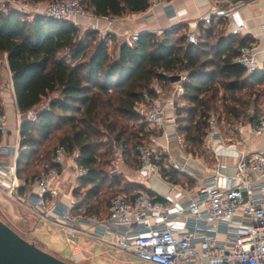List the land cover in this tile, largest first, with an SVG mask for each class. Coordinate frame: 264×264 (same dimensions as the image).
<instances>
[{"label": "trees", "instance_id": "obj_1", "mask_svg": "<svg viewBox=\"0 0 264 264\" xmlns=\"http://www.w3.org/2000/svg\"><path fill=\"white\" fill-rule=\"evenodd\" d=\"M81 4L93 16L113 18L144 11L150 2L81 0ZM222 25V19L217 23L211 20L208 26L199 22L196 44L187 41L182 24L158 33L140 32L133 43H121L115 54L109 52L105 40L96 38V30L79 35V28L66 21L0 10V55L7 56L19 110L25 112L49 98L47 108L20 123L16 176L26 185L33 183L40 172L36 171L39 156L48 157L51 149L40 151V147L49 140L48 145L55 142L54 150L63 146L67 153L78 151L77 164L85 170L77 178L84 194L74 213L103 217L112 198L131 199L139 193L137 189L158 197L116 170L108 172L113 150L111 143L102 141L106 135L100 127L122 149V160L136 168L137 147L155 133L136 107L158 98L154 82L165 81V93L172 85L170 77L181 73L183 94L175 106V116L178 133L187 141L191 155L206 156L203 141L211 112L221 108L227 123L238 121L252 98V114L247 120L256 125L258 101L264 93V62L260 69L246 74L235 60L245 40L237 34H224ZM53 93L57 94L49 97ZM179 173L162 170L163 177L170 176L169 181L182 185L186 181L178 179ZM182 176L188 179L186 174Z\"/></svg>", "mask_w": 264, "mask_h": 264}, {"label": "built area", "instance_id": "obj_2", "mask_svg": "<svg viewBox=\"0 0 264 264\" xmlns=\"http://www.w3.org/2000/svg\"><path fill=\"white\" fill-rule=\"evenodd\" d=\"M158 1L149 0L150 5ZM0 5L9 10L66 21L79 29L96 30L89 22L85 26L80 24V18L88 15L81 0H0ZM229 15L230 10L216 9L201 20L210 23L213 16L224 19ZM239 28L242 30L245 27L240 24ZM98 31L103 40L110 42L112 21L109 19L107 27ZM137 38V32L124 34L123 43L131 44ZM187 41L196 44L194 32H187ZM235 60L246 74H252L259 68L258 53L251 45L242 46ZM163 75L167 76L165 72ZM183 81L184 73H181L180 80L172 82L167 97L161 102L159 98L164 94L165 81L154 82L152 88L158 98L136 107L150 129H162L165 139H174L179 148H184V138L178 133L176 116H167L165 108H175L176 99L183 94ZM12 87V73L8 70V77L0 81V92ZM43 109L45 106L40 110ZM21 116L19 111L18 127ZM217 120L215 114L208 118L210 132L206 144L209 148L220 138ZM255 132L257 135L264 132V116ZM3 142L13 162L5 163L0 159V193L28 205L34 213L58 222L69 235L81 230L82 225L87 226L98 233L102 242L149 264H264V151L240 152L232 174H222L218 169L205 178L196 191H176L175 199L161 194L150 196L144 192L131 199L116 196L111 199L107 214L101 217L74 213L73 208L79 203L76 196L70 197L68 205L49 201L50 197L58 195V189L53 184L61 177L67 158L63 146L54 150L50 164H44L45 169H41L34 178L36 191L20 195L19 188L26 182L16 176L15 162L21 142L19 128L11 137L6 114L0 112V146ZM114 147L115 159L111 161V168L116 170L117 163L122 160V149ZM77 157L78 151H75L69 160L76 176H81L85 170L77 164ZM135 159L141 174L160 175L158 162L161 155L157 151L156 133L137 147ZM170 166L180 168L174 162ZM180 199H184L183 202H174ZM179 220L182 226L176 228Z\"/></svg>", "mask_w": 264, "mask_h": 264}, {"label": "crops", "instance_id": "obj_3", "mask_svg": "<svg viewBox=\"0 0 264 264\" xmlns=\"http://www.w3.org/2000/svg\"><path fill=\"white\" fill-rule=\"evenodd\" d=\"M216 9L230 10V15L222 19L223 25L220 29L224 34H237L244 38L245 41L241 47L244 45L253 46L258 53L260 69L264 62V0H239L235 3H231L228 0H159L158 3L149 5L146 10L141 12L125 13L113 18L97 17L88 12V15L81 17L79 21L84 26L89 22L96 30H103L107 27L110 19L114 37L110 43H113L115 47L114 53L117 54L120 44L123 43V36L127 33L144 31L158 33L182 24L187 32H194L196 35L198 34L197 25L199 22H202L204 26L209 25V23L201 21L202 17L206 14H211ZM211 20L213 23H217L219 18L213 16ZM240 24H243L245 28L241 30L239 28ZM83 30L81 28V31ZM2 56L3 59L0 58V60L2 59L0 81L8 77V70H10L6 54ZM167 95L168 92H165L159 98V101L161 102ZM180 97L176 99V104H179ZM0 100L2 112L6 114L8 129L12 137L19 128L15 115V110L19 108L13 87L0 92ZM175 108L166 107V115L175 116ZM263 116L264 113L259 116V119ZM257 124L244 123L239 127L237 133L235 132V135L231 134L228 137L216 139L208 152L206 151L211 164L200 158H205L203 156L192 157L191 153L179 148L174 139L167 141L162 129L155 130L157 151L164 160V162L159 161L160 173L162 170L171 171L175 174L182 172L191 178L189 184L186 182L182 185L173 183L174 181H169L168 179L171 178L170 176L163 177L162 174L159 176L141 174L138 172L137 167H131L123 160L117 163L116 171L130 182L141 184L156 194L175 199L178 193L176 191L181 189L196 191L199 184L205 178L215 174L218 169L222 174H232L240 152L264 151V132L260 135L256 134L255 128ZM0 159L5 163L13 162L7 152L5 142L0 146ZM173 162L181 167L179 169L166 167H170ZM62 169L61 177L53 184L58 189V195L53 198L50 197L49 201L68 205L70 197L75 196L73 187L77 182L78 176H76V171L67 158ZM35 191L34 183L26 185L22 191L19 189L20 195H27ZM136 191H140V189ZM183 200L180 199L174 202L179 204ZM179 221H177L176 228L182 226L181 220ZM24 222H27L28 226H30L27 231L29 235L27 240L34 241L43 250L71 264H149L139 260L130 253L118 251L102 242L98 237V233L93 232L87 226L82 225L81 230H76L69 235L64 231L61 224L50 218H44L38 213L28 215ZM77 255L79 258L76 259Z\"/></svg>", "mask_w": 264, "mask_h": 264}, {"label": "rangeland", "instance_id": "obj_4", "mask_svg": "<svg viewBox=\"0 0 264 264\" xmlns=\"http://www.w3.org/2000/svg\"><path fill=\"white\" fill-rule=\"evenodd\" d=\"M8 7V6H7ZM0 10L1 11H7L9 9H5L3 8L1 5H0ZM28 14L32 15L33 13L32 12H28ZM87 30H93V29H87ZM95 31V30H94ZM97 31V34H96V38L98 40H102V37L100 36V33L98 30ZM83 32H85V30L81 31V29H79V35H83ZM112 41V40H111ZM107 46H108V50L109 52L111 53H114L115 52V47L113 45V43L111 42H107ZM66 52V51H64ZM3 56L0 55V58H2ZM3 59V58H2ZM2 59L0 60V65H2L1 61ZM169 92V91H167ZM57 93H53L51 94L49 97H52V96H55ZM49 98H45L42 100V102L36 106L35 108H32V109H29V110H26L25 112H21L19 109V111L22 113V116H21V121L22 120H27V119H32L35 117L36 113L38 111H40V109L45 106V108H47V102H48ZM249 102L247 104V111L246 112H243L241 115H240V120L236 121H230V122H226L224 117V113H221V108L219 109V111L217 112H211L212 114H215L218 116V120H217V131H218V134H219V137H228L230 136L231 134L235 135L237 133V130L239 129V127L244 124V123H248V116H250L252 114V98L248 99ZM181 103V99L179 100V104ZM259 105H260V112H259V115L263 114L264 113V93H262V96L259 98V101H258ZM18 110H15V115H16V118H17V113L19 112ZM261 119V118H260ZM259 119V121H260ZM259 123V122H258ZM146 124V123H145ZM258 126V124H257ZM147 127V126H146ZM100 130L106 135L104 138L101 137L103 140L102 141H105V142H108V143H111V146H112V150H113V153H112V156H111V160L115 159V147L114 146H118V144H116V142L113 140V138H109L107 136V130L102 126L100 127ZM210 132V128L208 126L207 128V131H206V136H205V139L203 141V147L205 149V151L208 152L209 150V147H207V144H206V139H207V134ZM236 132V133H235ZM53 139V138H52ZM50 139V140H52ZM110 140V141H109ZM49 143V140L48 142H44L42 144V146L40 147V151H46L49 149V147L51 148L50 150H48V157H45L44 156H39V158L41 160L38 161L37 163V166H36V171H40L41 169H45V166L44 164H50L51 162V158L53 156V144H55V142L52 141V143L50 145H48ZM177 143V142H176ZM131 144V142H130ZM128 144L130 147L131 145ZM184 144V148L186 151H188V144H187V141L184 140L183 142ZM178 145V144H177ZM129 147V148H130ZM45 148V149H44ZM208 148V149H207ZM75 152V151H74ZM72 153H67L66 152V156L68 159H70V156H72ZM41 155V153H40ZM207 155V153H206ZM69 156V157H68ZM122 157H123V154H122ZM192 157H194V155H192ZM200 157V156H199ZM201 159H204L208 164H211L210 162V158H208V155H207V158L205 156V158H202L200 157ZM125 162V161H124ZM161 162H164V160L161 158ZM160 163V162H158ZM167 168H170V169H175L173 168L172 166L168 167L166 166ZM181 167V166H180ZM111 168V162L109 161L108 165H107V170L109 172ZM40 173V172H39ZM162 174V172L160 173V175ZM183 173L180 172L178 174V179L180 181H186V182H189L187 181L189 179L186 178V177H183L182 176ZM73 190L76 191V194H78V196H75L79 199V201L81 200V198L83 197V194L84 192L82 191V189L80 188L79 186V183L76 182V184L74 185L73 187ZM73 191V192H74ZM141 191V190H140ZM138 191V192H140ZM141 192H144L146 193L145 191H141ZM75 193V192H74ZM82 210H83V207H82ZM34 213L29 207L28 205L24 204V203H21V202H17V201H14L13 199L11 198H8L6 196H4L3 194L0 193V219L6 223L9 227H11L14 231H16L17 233H19L20 235H22L23 237H25V239H28L29 238V235H28V230H29V227L28 226V223L27 222H24V220L26 219V217L30 214Z\"/></svg>", "mask_w": 264, "mask_h": 264}, {"label": "water", "instance_id": "obj_5", "mask_svg": "<svg viewBox=\"0 0 264 264\" xmlns=\"http://www.w3.org/2000/svg\"><path fill=\"white\" fill-rule=\"evenodd\" d=\"M235 3L239 0H228ZM172 82L180 75L170 77ZM0 264H71L39 248L0 219Z\"/></svg>", "mask_w": 264, "mask_h": 264}]
</instances>
